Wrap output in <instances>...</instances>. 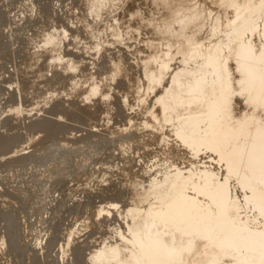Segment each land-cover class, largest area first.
<instances>
[{
  "label": "rangeland",
  "instance_id": "374dc122",
  "mask_svg": "<svg viewBox=\"0 0 264 264\" xmlns=\"http://www.w3.org/2000/svg\"><path fill=\"white\" fill-rule=\"evenodd\" d=\"M229 1L0 0V262L264 264V0Z\"/></svg>",
  "mask_w": 264,
  "mask_h": 264
},
{
  "label": "bare ground",
  "instance_id": "6f19581e",
  "mask_svg": "<svg viewBox=\"0 0 264 264\" xmlns=\"http://www.w3.org/2000/svg\"><path fill=\"white\" fill-rule=\"evenodd\" d=\"M30 1H31V0H30ZM32 1H33V0H32ZM97 1H98V0H97ZM100 1H101V0H100ZM109 1H110V0H109ZM155 1H157V0H155ZM228 1H229V0H228ZM246 1H247V0H246ZM83 2H84V1H83ZM127 2H128V1H127ZM143 2H144V1H143ZM101 3H102V2H101ZM104 3H105V2H104ZM120 3H121V2H120ZM196 3H197V2H196ZM196 3H195V4H196ZM229 3H230V1H229ZM13 4H14V2H13ZM29 4H30V3H29ZM141 4H142V3H141ZM150 4H151V3H150ZM159 4H160V2H159ZM167 4H168L167 7L170 6V2H169V1H168ZM9 5H10V4H9ZM121 5H122V3H121ZM121 5H120V6H121ZM5 6H6V5H5ZM68 6H70V4H69ZM88 6H89V5H88ZM120 6H119V7H120ZM145 6H146V5H145ZM165 6H166V5H165ZM225 6H226V4H225ZM228 6H229V5H228ZM154 7H155V6H154ZM194 7H195V6H194ZM226 7H227V6H226ZM11 8H13V7H11ZM120 8H121V7H120ZM125 8H126V7H125ZM161 8H163V7H161ZM122 9H123V7H122ZM133 9H134V8H133ZM147 9H148V8H147ZM168 9H169V7H168ZM168 9H167V10H168ZM241 9H242V8H241ZM241 9H240V10H241ZM2 10H3V8H2ZM130 10H131V9H130ZM150 10H151V9H150ZM159 10H162V9H159ZM164 10H165V7H164ZM7 11H8V10H7ZM141 11H142V10H141ZM147 11H148V10H147ZM157 11H158V10H157ZM12 12H13V11H12ZM12 12H11V13H12ZM125 12H126V11H125ZM135 12H136V11H135ZM145 12H146V11H145ZM149 12H150V11H149ZM149 12H148V13H149ZM4 13H5V12H4ZM6 13H7V12H6ZM63 13H64V12H63ZM65 13H66V12H65ZM129 13H130V12H129ZM161 13H162V12H161ZM161 13H160V14H161ZM165 13H166V12H165ZM131 14H133V13H131ZM157 14H158V13H156V15H157ZM160 14H159V15H160ZM166 14H167V13H166ZM149 15H150V14H149ZM156 15H154V17H155ZM162 15H165V14H162ZM162 15H161V18H162ZM150 16H151V15H150ZM152 16H153V14H152ZM154 17H150V19H151L152 21H155V18H154ZM164 17H165V16H164ZM10 18H11V17H10ZM147 18L149 19V17H147ZM158 18H159V17H158ZM158 18L156 17V19H158ZM161 18H160V19H161ZM11 19H12V18H11ZM163 19H165V18H162V20H163ZM238 19H239V17H238ZM143 20H146V19H143ZM151 20H150V21H151ZM239 20H240V19H239ZM5 21H6V20H5ZM5 21H4V22H5ZM61 21H62V20H61ZM148 21H149V20H146V22H148ZM156 21H157V20H156ZM1 22H3V21H1ZM140 22H141V21H140ZM143 22H144V21H143ZM146 22H145L144 24L147 26L149 22H148V23H146ZM163 22H164V21H163ZM8 23H9V22H8ZM152 23H154V22H152ZM6 24H7V23H6ZM62 24H63V23H62ZM149 24H150V23H149ZM154 24H155V23H154ZM156 24H157V23H156ZM129 25H130V24H129ZM145 25H144V26H145ZM158 25H160V24H158ZM158 25H157V28L161 27V25H160V26H158ZM192 26H194V25H192ZM233 26H234V25H233ZM150 27H151V25H150ZM228 27H229V26H228ZM192 28H193V27H190V30H189L188 32H190ZM159 29H160V28H159ZM159 29H157V30H159ZM1 30H2V29H1ZM128 30H129V29H128ZM136 30H138V29H136ZM157 30H156V32H157ZM161 30H162V29H161ZM183 30H184V29H183ZM192 30H193V29H192ZM151 31H153V29H152ZM167 31H168V30H167ZM148 32L150 33V30H149ZM148 32H147V33H148ZM153 32H155V28H154V31H153ZM153 32H152V33H153ZM161 32H162V31H161ZM168 32H169V31H168ZM183 32L185 33V32H186V29H185V31H183ZM159 33H160V31H159ZM159 33H155V34H159ZM189 34H190V33H189ZM189 34H188V36H189ZM153 35H154V33H153ZM159 35H160V34H159ZM170 35H171V34H170ZM185 35H186V34H185ZM134 37H135V36H134ZM134 37H133V38H134ZM209 38H211V37H209ZM205 39H206V38H205ZM211 39H213V38H211ZM211 39H210V41H211V43H212L213 40H211ZM202 40H204V39H202ZM204 41H205V40H204ZM208 41H209V39L207 40V42H205V44L208 43ZM127 43H128V42H127ZM203 43H204V42H203ZM205 44H204V45H205ZM1 45H2V44H1ZM206 45H207V44H206ZM208 45H210V42L208 43ZM180 50H181V49H180ZM219 50H220V49H219ZM178 52H179V51H178ZM84 60H85V59L83 58V61H84ZM210 60H211V59H210ZM168 63H170V62H168ZM75 66H77V65H75ZM63 67H66V66H63ZM67 68L69 69V67L67 66L66 68H64L63 71H65V70L67 71V70H68ZM71 68H72V67H70V70H71ZM168 68H169V67H168ZM78 69H80V68H78ZM85 69H86V67H83V68H81L80 70H81V71H84ZM171 69H172V68H171ZM61 70H62V69H61ZM80 70H78V71H76V72H80ZM119 70L122 71L121 69H119ZM71 71H72V70H71ZM74 71H75V70H74ZM74 71H73V72H74ZM156 71H157V70H156ZM68 72H69V71H68ZM68 72H66V74H68ZM73 72H72V73H73ZM76 72H75V74H76ZM160 72H161V71H160ZM171 72H172V71H171ZM55 73H57V74H61L62 72L60 73V72H58V71L55 70ZM70 73H71V72H70ZM72 73H71V76H72ZM121 73H122V72H121ZM159 74H160V73H159ZM159 74H158V75H159ZM161 74H163V73H161ZM183 74H184V73H183ZM69 75H70V74H69ZM168 76H169V75H168ZM38 78H41V77L38 76ZM47 78L49 79V77H47ZM47 78H46V79H47ZM124 78H125V77H124ZM124 78H121V80H119V81H122V83H120V85H123V84H124L123 82H126V81L124 80ZM122 79H123V80H122ZM125 79H126V78H125ZM30 81H31V80H30ZM45 81H47V80H45ZM137 81H138V80H137ZM137 81H135V82H137ZM126 83H127V82H126ZM137 83H139V82H137ZM141 83H142V82H141ZM168 83H169V82H168ZM93 85H94V84H93ZM133 85H134V84H133ZM136 85L138 86V84H136ZM122 87H123V86H122ZM122 87H120V88H122ZM125 87H126V86H125ZM133 87H134V86H133ZM142 87H143V86H142ZM120 88H119V89H120ZM169 88H170V87H169ZM137 90H139V88H138ZM20 91H21V90H20ZM20 91H19V92H20ZM167 91H168V90H167ZM134 92H135V91H134ZM169 92H170V90H169L167 93H169ZM132 93H133V92H132ZM19 94H21V93H19ZM24 95H25V94H24ZM127 95L129 96V94H126V96H127ZM131 95H132V94H131ZM133 95H134V94H133ZM165 95H167V94L165 93ZM86 96H87V95H86ZM121 96H122V95H121ZM126 96H123V97H125V99H127L128 97L126 98ZM163 97H165V96L163 95ZM163 97H162V98H163ZM167 97H168V96H167ZM90 98H91V97H90ZM129 98H130V96H129ZM129 98H128V99H129ZM134 98H135V95H134ZM86 99H87V98H86ZM103 99H106V98H104V96H103ZM122 99L125 100L124 98H122ZM122 99H121V102H122ZM128 99H127V100H128ZM131 99H132V98H131ZM135 99H136V98H135ZM138 99H139V98H137V101L141 102L140 99H139V100H138ZM166 99H167V98L165 97L164 100L166 101ZM90 100H91V99H90ZM90 100H89V101H90ZM133 100H134V99H133ZM162 100H163V99H161V101H162ZM195 100H196V99H195ZM104 101H105V100H104ZM106 101H107V100H106ZM131 101H132V100H131ZM134 101H135V100H134ZM173 101H174V100H173ZM84 102H85V101H84ZM90 102H92V101H90ZM139 102H138V103H139ZM87 103H88V102H87ZM135 103H137V102H135ZM162 103H163V101H162ZM108 104H109V103H108ZM128 104H130V102H129ZM128 104L126 103L127 106H128ZM163 104H165V105H163ZM163 104H162L163 107H162V106H161V107L164 108V106H165V108H166L167 102H164ZM187 104H188V103H187ZM189 104H190V103H189ZM110 105H111V104H110ZM110 105H109V106H110ZM120 105H121V104H120ZM123 105H124V103L122 104V106H123ZM137 105H138V104H137ZM92 106H93V105H92ZM127 106H126V107H127ZM176 106H177V105H176ZM94 107H95V106H94ZM126 107H122V110H123V108H126ZM128 107H129V106H128ZM128 107H127V108H128ZM110 108H111V107H110ZM165 108H164V109H165ZM60 109H62V108H60ZM76 109L78 110V108H76ZM76 109H75V111H76ZM90 109H91V108H90ZM106 109H107V108H106ZM112 109H113V108H112ZM164 109H163V112H164ZM166 109H167V108H166ZM113 110H114V109H113ZM59 111H60V110H59ZM91 111H92V110H91ZM165 111H166V110H165ZM66 112H67V111H66ZM69 112H70V111L68 110V113H69ZM110 112H111V110H110ZM130 112H131V111H130ZM38 113H39V112H38ZM68 113H67V115H68ZM72 113H73V111H72ZM74 113H76V112H74ZM74 113H73V114H74ZM77 113H78V112H77ZM134 113H135V112H134ZM105 114H107V113H105ZM109 114H110V113H109ZM125 114H126V113H125ZM128 114H129V113H128ZM58 115H59V113H58ZM67 115H66V116H67ZM75 115H76V114H75ZM40 116H41V115H40ZM46 116H47V115H46ZM59 116H60V115H59ZM61 116H62V114H61ZM61 116H60V117H61ZM108 116H109V115H108ZM62 117H63V116H62ZM74 117H75V116H74ZM76 117H77V116H76ZM109 117H111V116H109ZM44 118H45V117H44ZM113 118H114V116H113ZM121 118H122V117H121ZM55 119H57V118H55ZM55 119H54V120H55ZM61 119H62V118H61ZM63 119H65V118H63ZM67 119H68V118H67ZM77 119H78V118H77ZM115 119H116V118H115ZM52 120H53V119H52ZM69 120H72V118L69 119ZM92 120H93V119H92ZM116 120H118V119H116ZM63 121H64V120H63ZM66 121H67V120H66ZM73 121H75L74 118H73ZM73 121H72V122H73ZM119 121H120V120H119ZM49 122H50V121H49ZM51 122H52V121H51ZM87 122H88V121H87ZM107 122H108L109 124L112 123V121H110V120L107 121ZM107 122H106V123H107ZM113 122H114V121H113ZM59 123H60V122H59ZM55 124H56V123H55ZM55 124H54V125H55ZM61 124H62V123H61ZM114 124H115V122H114ZM57 125H58V124H57ZM71 125H72V124H71ZM100 125H101V124H100ZM105 125H106V124H105ZM115 125H116V124H115ZM118 125H119V124H118ZM138 125H139V124H138ZM50 126H51V125H50ZM73 126H74V125H73ZM147 126H148V125H147ZM38 127H39V126H38ZM57 127H58V126H57ZM71 127H72V126H71ZM94 127H95V126H94ZM114 127H115V126H114ZM121 127H122V126H121ZM127 127H128V126H127ZM53 128H54V127H53ZM69 128H70V127H69ZM101 128H102V127H101ZM101 128H100V129H101ZM133 128H134V127H133ZM47 129H49V128H47ZM47 129H46V130H47ZM56 129H57V128H56ZM61 129H62V128H61ZM61 129H60V130H61ZM72 129H73V127H72ZM130 129H131V128H130ZM130 129H129V130H130ZM38 130H39V128H38ZM43 130H44V129L42 128V132L40 131V133H44ZM46 130H45V131H46ZM50 130L52 131V128H50ZM84 130H85V129H84ZM97 130H98V129H97ZM119 130H120V129H119ZM51 131H46V132H49L50 135L52 136ZM57 131H58V130H56L55 132H57ZM66 131H67V130H66ZM72 131H73V130H72ZM72 131H71V132H72ZM74 131H75V130H74ZM74 131H73V132H74ZM133 131H135V130H133ZM148 131H150V130H148ZM31 132L34 133V131H31ZM37 132H38V131H36V134H37ZM55 132L53 131V134H54ZM63 132H64V131H63ZM85 132H86V131H85ZM85 132L83 133V131H82L83 134H85ZM96 132H97V131H96ZM107 132H108V131H107ZM121 132H123V131H121ZM20 133H21V132H20ZM65 133H66V132H65ZM98 133H102V132L100 131V132H98ZM98 133H96V134H98ZM123 133H125V132H123ZM36 134H35V135H36ZM45 134H47V133H45ZM45 134H44V135H45ZM57 134H58V133H57ZM96 134H95V135H96ZM120 134H121V133H120ZM130 134H131V133H130ZM44 135H42V137H43ZM79 135H80V134H79ZM86 135H88L87 132H86ZM86 135H85V136H86ZM91 135H92V133H91L89 136H91ZM99 135H100V134H99ZM99 135H98V136H99ZM102 135H103V134H101L100 136L102 137ZM104 135H105V134H104ZM104 135H103V137H104ZM111 135H112V134H111ZM111 135H110V136H111ZM122 135H123V134H122ZM126 135H127V133H126ZM128 135H129V134H128ZM134 135H136V134H134ZM139 135H140V134H139ZM33 136H34V134H33ZM45 136H46V135H45ZM47 136L49 137V135H47ZM85 136H84V137H85ZM98 136H97V137H98ZM130 136H131V135H130ZM27 137H28V136H27ZM31 137H32V136H31ZM40 137H41V136H40ZM53 137H55V136H53ZM77 137H78V136H77ZM82 137H83V135H82ZM91 137H92V136H91ZM94 137H95V136H94ZM106 137H107V136H106ZM134 137H135V136H134ZM35 138H36V137H35ZM80 138H81V137H80ZM87 138H88V137H87ZM89 138H90V137H89ZM99 138H100V137H98L97 139H99ZM110 138H111V137H110ZM121 138H122V137H121ZM125 138H126V137H125ZM151 138H152V137H151ZM28 139H29V138H28ZM37 139H38V138H37ZM49 139H50V137H49ZM57 139H58V138H57ZM57 139H56V137H55V140H57ZM70 139H71V138H70ZM84 139H86V138H84ZM84 139H82V140H84ZM95 139H96V137H95ZM95 139H94V140H95ZM104 139H105V138H104ZM136 139H138V138H135L134 140H136ZM10 140H11V139H10ZM40 140H41V138H40ZM44 140H45V138H44ZM52 140H54V139H52ZM75 140H76V139H75ZM80 140H81V139H80ZM90 140H91V138H90ZM92 140H93V137H92ZM92 140H91V141H92ZM94 140H93V141H94ZM101 140H102V139H101ZM106 140H107V139H106ZM108 140H109V139H108ZM129 140H130V139H129ZM60 141H61V140H60ZM72 141L74 142V140H72ZM86 141H88V140L86 139ZM95 141H96V140H95ZM99 141H100V140H99ZM116 141H117V140H116ZM142 141H143V140H142ZM182 141H183V140H182ZM27 142H28V141H27ZM29 142H30V141H29ZM40 142H41V141H40ZM50 142H51V141H50ZM58 142H59V141H58ZM77 142H78V141H76L75 143H73L74 146H76V147H78V146L76 145ZM119 142H120V141H119ZM128 142H129V141H128ZM54 143H55V141H54ZM59 143L61 144V142H59ZM78 143H79V142H78ZM78 143H77V144H78ZM80 143H81V142H80ZM95 143H96V142H95ZM130 143H131V142H130ZM71 144H72V142H71ZM122 144L124 145L125 142L122 143ZM131 144H132V143H131ZM3 145H4V144H3ZM52 145H53V144H52ZM64 145H65V144H64ZM67 145H68V144H67ZM78 145L81 146V144H78ZM82 145H83V144H82ZM84 145H85V144H84ZM100 145H101V144H100ZM105 145H106V144H105ZM120 145H121V144H120ZM123 145H122V149H123ZM129 145H130V144H129ZM129 145L126 144V146H128V147H129ZM193 145H194V144H193ZM1 146H2V145H1ZM65 146H66V145H65ZM68 146L71 147V145H68ZM80 146H79L78 148H80ZM92 146H93V145H92ZM92 146H91V147H92ZM102 146H103V145H102ZM116 146H117V145H116ZM118 146H119V145H118ZM136 146H137V145H136ZM136 146H135V147H136ZM42 147H43V146H42ZM76 147H73V148H76ZM108 147H109V145H108ZM108 147H106V149H108ZM114 147H115V145H114ZM119 147H120V146H119ZM124 147H125V145H124ZM16 148H17V147H16ZM71 148H72V147H71ZM84 148H85V147H84ZM102 148H103V147H102ZM130 148H131V147H130ZM133 148H134V147H133ZM14 149H15V147H14ZM86 149H87V148H86ZM91 149H92V148H91ZM104 149H105V146H104ZM111 149H112V148H111ZM115 149H116V147H115ZM124 149H125V148H124ZM136 149H138V147H137ZM26 150H27V149H26ZM82 150H83V148H82ZM82 150H81V152H84V151H82ZM92 150H94V152L96 151L95 149H92ZM119 150H120V149H119ZM125 150H126V149H125ZM125 150H124V151H125ZM133 150H134V149H133ZM1 151H2V150H1ZM75 151H77V150L75 149ZM79 151H80V150H79ZM89 151H90V150H89ZM106 151H108V150H105L104 152L106 153ZM115 151H116V150H115ZM121 151H122V150H121ZM124 151H123V152H124ZM129 151H130V150L128 149L127 152H129ZM55 152H56V151H55ZM67 152H68V151H67ZM81 152H78V153L80 154ZM85 152H86V151H85ZM91 152H92V151H91ZM94 152H93V154H94ZM119 152H120V151H119ZM123 152H122V154H123ZM20 153H21V152H20ZM74 153H75V152H74ZM74 153H73V154H74ZM78 153L76 152V153L74 154L75 157H76V156H82L81 154L78 155ZM113 153H114V152H113ZM130 153H131V152H130ZM132 153H133V152H132ZM33 154H34V153H33ZM50 154H51V153H50ZM68 154H69V152H68ZM70 154H71V152H70ZM88 154H89V153H88ZM97 154H98V153H96V155H97ZM103 154H104V153H103ZM111 154H112V153H111ZM115 154H116V153H115ZM120 154H121V153H120ZM127 154H129V153H127ZM71 155H72V154H71ZM74 155H73V157H74ZM96 155H94V157H95ZM100 155H101V154H100ZM100 155H99V156H100ZM107 155H109V153H108ZM116 155H118V154H116ZM125 155H126V152L124 153V156H125ZM30 156H31V155H30ZM110 156H111V155H110ZM110 156H109V159H110V161H111V158L113 157V155H112L111 158H110ZM114 156H115V155H114ZM126 156H128V155H126ZM126 156H125V157H126ZM0 157H1V156H0ZM69 157H71L70 159L73 158L72 156H69ZM85 157L88 158L89 156L87 157V154H86ZM91 157H92V155H91ZM94 157H93V158H94ZM65 158H66V157H65ZM76 158H77V157H76ZM82 158H83V157H81V159H82ZM100 158H101V157H100ZM107 158H108V156H107ZM32 159H33V158H32ZM35 159H36V158H35ZM59 159H60V158H59ZM70 159H69V160H70ZM103 159H104V157H103ZM103 159H102V160H103ZM125 159H126V158H125ZM136 159H137V158H136ZM28 160H29V159H28ZM63 160H64V159H63ZM69 160H68V161H69ZM87 160H88V159H87ZM89 160H90V157H89ZM97 160H98V157H97ZM107 160H108V159H107ZM118 160H119V159H118ZM129 160H130V159H129ZM25 161H26V160H25ZM25 161H23V162H21V163L23 164ZM30 161H31V160H30ZM68 161H67V162H68ZM76 161H78V160H76ZM79 161H80V160H79ZM94 161H95V158H94ZM103 161H104V160H103ZM103 161H102V163H103ZM110 161H108V162H110ZM27 162H28V161H27ZM27 162H25L26 165L30 163V162H28V163H27ZM37 162H38V161H37ZM70 162H71V160H70ZM73 162H74V161H73V159H72V163H73ZM82 162H88V161H85V160H84V161H82ZM100 162H101V161H100ZM106 162H107V161L105 160L104 163H106ZM124 162H125V161H124ZM128 162H129V161H128ZM16 163H17V162H16ZM25 163H24V164H25ZM57 163H58V162H57ZM76 163H78V162H76ZM80 163H81V162H80ZM102 163H101V164H102ZM104 163H103V164H104ZM22 164H21V165H22ZM30 164H31V163H30ZM32 164H33V162H32ZM52 164H53V163H52ZM82 164H83V163H82ZM101 164H100V165H101ZM26 165H25V166H26ZM33 165H34V164H33ZM42 165H43V164H42ZM54 165H56V164L54 163ZM68 165H70V164L68 163ZM68 165L66 166V164L64 163V168H65V166L68 167ZM71 165H72V164H71ZM79 165H80V164H79ZM98 165H99V164H98ZM6 166L8 167V165H6ZM18 166H19V163H18ZM25 166H23V167H25ZM29 166H30V165H29ZM35 166H37V165L35 164ZM35 166H34V167H35ZM76 166L78 167V164H76ZM80 166H81V165H80ZM80 166H79V167H80ZM121 166H122V165H121ZM151 166H152V165H151ZM10 167H15V165H14V166H13V165H12V166L10 165ZM10 167H9V168H10ZM19 167H20V166H19ZM23 167H21V168H23ZM27 167H28V166H27ZM34 167H33V168H34ZM47 167H48V166H47ZM51 167H56V166L51 165ZM51 167H50V168H51ZM57 167H58V165H57ZM73 167H74V166H73ZM79 167H78V168H79ZM21 168H20V169H21ZM40 168H42L41 165H40ZM43 168H44V167H43ZM43 168H42V169H43ZM64 168H63V169H64ZM80 168H81V167H80ZM100 168H101V167H100ZM2 169H3V168H2ZM14 169H16V168H14ZM14 169H13V171H14ZM27 169H28V168H26V171H27ZM42 169H41V172H42ZM51 169H53V168H51ZM58 169L60 170V167H58ZM61 169H62V168H61ZM65 169L68 170L67 168H65ZM110 169H112V168H110ZM166 169H167V168H166ZM4 170H5V169H4ZM11 170H12V168L10 169V171H11ZM23 170H25V169H23ZM29 170H30V169H29ZM29 170H28V171H29ZM37 170L40 171V169H37V168H36V171H37ZM53 170H54V169H53ZM56 170H57V169H56ZM99 170H100V169H99ZM5 171H6V170H5ZM30 171H31V170H30ZM33 171H34V170H33ZM36 171L33 172V174H35ZM49 171H50V169H49ZM54 171H55V170H54ZM96 171H97V170H96ZM8 172H9V171H8ZM41 172H39V173H40L42 176H43V174H44L45 176H43V177L45 178V177H46V174H45V173L42 174ZM52 172H53V171H52ZM56 172H57V171H55V173H56ZM62 172H63V171H62ZM67 172H68V171H67ZM67 172H66V173H67ZM106 172H107V171H106ZM4 173H5V172H4ZM46 173H48V172H46ZM53 173H54V172H53ZM58 173H59V172H58ZM58 173H57V174H58ZM0 174H2V173H0ZM8 174H9V173H8ZM36 174H38V171H37ZM40 174H39V176L37 175L39 178L42 177V176H40ZM57 174H56V175H57ZM59 174H60V173H59ZM61 174H62V173H61ZM68 174H69V173H68ZM71 174H72V173H71ZM90 174H91V173H90ZM93 174H94V172L92 173V175H93ZM4 175H6V174H4ZM4 175H3V176H4ZM28 175H29V174H28ZM50 175H51V173H50ZM50 175H49V176H50ZM96 175H97V174H96ZM130 175H131V174H130ZM130 175H129V176H130ZM0 176H2V175H0ZM6 176H7V175H6ZM22 176H23V175H21V177H22ZM32 176H33V175H32ZM32 176H31V177H32ZM47 176H48V175H47ZM51 176H52V175H51ZM58 176H59V175H58ZM64 176H66V175H64ZM106 176H107V175H106ZM123 176H124V175H123ZM11 177H12V176H11ZM13 177H15V176H13ZM60 177H62V175H61ZM94 177L96 178V176H94ZM113 177H115V176H113ZM113 177H112V178H113ZM3 178L8 179L9 176H7V177H3ZM15 178H16V177H15ZM18 178L21 179L20 177H18ZM36 178H37V177H36ZM36 178H35V179H36ZM50 178H51V177H50ZM103 178H104V177H103ZM0 179L2 180V177H1ZM48 179H49V178H46L45 181H47ZM108 179H109V178H108ZM116 179H117V178H116ZM36 180H37V179H36ZM41 180H42V179H41ZM51 180H52V179H51ZM94 180H95V179H94ZM97 180H98V179H97ZM101 180H102V179H101ZM106 180H107V179H106ZM110 180H111V179H110ZM2 181H3V180H2ZM16 181H17V180H16ZM16 181H15V182H16ZM49 181H50V180H49ZM114 181H115V180H114ZM3 182H4V181H3ZM40 182H41V181H40ZM42 182H43L44 185L47 183V182L44 183L43 180H42ZM34 183H35V182H34ZM54 183H55V182H54ZM70 184H71V183H70ZM14 185H15V183H14ZM107 186H108V184H107ZM56 187H57V186H56ZM42 188H43V187H42ZM0 189H1V188H0ZM27 189H28V188H27ZM56 189H57V188H56ZM95 189H96V188H95ZM95 189H94V190H95ZM111 189H112V188H111ZM86 190L88 191L87 188H86ZM108 190H109V189H108ZM40 191H41V190H40ZM53 191H54V190H53ZM87 191H86V192H87ZM26 192L28 193V191H26ZM29 192H30V191H29ZM50 192H51V191H50ZM89 192H90V191H89ZM91 192H92V191H91ZM94 192H95V191H94ZM94 192H93V193H94ZM100 192H101V191H100ZM23 193H24V191H23ZM39 193H40V192H39ZM77 193H78V191H77ZM84 193H85V192H84ZM62 194H63V193H62ZM86 194H87V193H86ZM89 194H90V193H89ZM23 195H24V194H23ZM25 195H26V194H25ZM27 196H29V195H27ZM90 196H92V195H90ZM103 196H104V195H103ZM24 197H25V196H24ZM42 197H43V196H42ZM87 197H88V196H87ZM93 197H94V196H93ZM26 198H28V197H26ZM48 198H50V196H49ZM77 198H79V197H77ZM91 198H92V197H91ZM58 199H59V198H58ZM84 199H86V198H84ZM94 199H95V198H94ZM122 199H123V198H122ZM36 200H37V199H36ZM75 200H76V199H75ZM82 200H83V199H82ZM90 200H91V199H90ZM99 200H100V199H99ZM99 200H98V201H99ZM119 200H120V199H119ZM86 201H87V200H86ZM86 201H85V202H86ZM123 201H124V200H123ZM88 202H89V201H88ZM90 202H91V201H90ZM92 202H93V201H92ZM108 202H109V201H108ZM111 202H112V201H111ZM113 202H114V201H113ZM115 202H116V201H115ZM42 204H43V203H42ZM52 205H53V204H52ZM85 205H86V204H85ZM85 205H84V207H85ZM61 206H62V205H61ZM86 206H87V205H86ZM64 207H65V206H64ZM79 207H80V206H79ZM82 207H83V206H82ZM87 207H88V206H87ZM71 208H72V207H70V209H71ZM146 208H147V207H146ZM17 209H18V208H17ZM58 209H59V208H58ZM112 209H113V208H112ZM64 210H65V209H64ZM146 210H147V209H146ZM19 211H20V210H19ZM54 211H55V208H54ZM83 211H84V210H83ZM94 211H95V210H94ZM57 212H58V211H57ZM65 212H67V211L65 210ZM73 212H74V211H73ZM95 212H96V211H95ZM53 213H54V212H53ZM78 213H79V210H78ZM78 213H77V214H78ZM88 213H89V212H88ZM88 213H87V214H88ZM204 213H205V212H204ZM10 214H11V212H10ZM61 214H62V213H61ZM63 214H64V213H63ZM70 214H71V213H70ZM79 214H80V213H79ZM90 214H91V213H90ZM118 214H119V212H118ZM50 215H51V214H50ZM120 215H121V214H120ZM156 215H157V214H156ZM17 216H18V215H17ZM52 216H53V215H52ZM55 216H56V215H55ZM66 216H67V215H66ZM71 216H72V215H71ZM71 216H70V217H71ZM100 216H101V215H100ZM113 216H114V215H113ZM62 217H63V216H62ZM67 217H68V216H67ZM85 217H86V216H85ZM154 217H155V216H154ZM5 218H6V217H5ZM37 218H38V217H37ZM55 218H57V217H55ZM118 218H119V217H118ZM135 218H136V217H135ZM177 218H178V217H177ZM8 219H9V218H8ZM8 219H7V220H8ZM13 219H14V218H13ZM13 219H11V220H13ZM30 219H31V218H30ZM32 219H33V218H32ZM9 220H10V219H9ZM14 220H15V219H14ZM53 220H54V219H53ZM53 220H52V221H53ZM111 220H112V219H111ZM136 220H137V219H136ZM0 221H1V220H0ZM5 221H6V220H5ZM28 221H29V220H28ZM115 221H116V219H115ZM6 222H7V221H6ZM11 222H13V221H11ZM29 222H30V221H29ZM34 222H35V221H34ZM118 222H119V221H118ZM9 223H10V222H9ZM52 223H53V222H52ZM55 223H56V222H55ZM55 223H54V224H55ZM68 223H69V222H68ZM76 223H77V222H76ZM10 224H11V223H10ZM18 224H19V223H18ZM49 224H50V223H49ZM90 224H91V223H90ZM110 224H111V223H110ZM115 224H116V223H115ZM217 224H218V223H217ZM52 225H53V224H52ZM52 225H51V226H52ZM78 225H79V224H78ZM113 225H114V224H113ZM140 225H141V224H140ZM10 226H11V225H10ZM48 226H49V225H48ZM116 226H117V224H116ZM116 226H115V227H116ZM13 227H14V226H13ZM17 227H18V226H17ZM55 227H56V226H55ZM77 227H78V226H77ZM85 227H86V225H85ZM8 228H9V227H8ZM19 228H21V227L19 226ZM19 228H18V231H19V232L16 230V231H17V234L20 233ZM83 228H84V227H83ZM120 228H122V227H120ZM138 228H139V227H138ZM22 229H23V228H21V232H23ZM37 229H38V228H37ZM50 229H51V228H50ZM91 229H92V228H91ZM118 229H119V228H118ZM140 229H141V228H140ZM29 230H30V229H29ZM116 230H117V229H116ZM5 231H7V230H5ZM41 231H43V230H41ZM54 231H55V230H54ZM76 231H77V230H76ZM84 231H85V229H84ZM92 231H93V230H92ZM117 231H118V230H117ZM46 232H47V231H46ZM80 232H82V231H80ZM118 232H119V231H118ZM121 232H122V231H121ZM10 233H11V232H10ZM12 233H13V232H12ZM14 233H15V232H14ZM87 233H88V232L85 231V233L82 232V234L80 233V235H82V236H83V234L88 235ZM90 233H91V232H90ZM130 233H131V232H130ZM138 233H139V232H138ZM118 234H119V233H118ZM127 234H128V233H127ZM2 235H3V234H2ZM10 235H11V234H10ZM38 235H39V234H38ZM124 235H125V234H124ZM17 236H18V235H17ZM44 236H46V235H44ZM112 236H113V235H112ZM127 236H128V235H127ZM35 237H36V236H35ZM70 237H71V236H70ZM79 237H80V236H79ZM3 238H4V237H3ZM11 238H12V237H11ZM16 238H17V237H16ZM82 238H84V236L81 237V239H82ZM85 238H86V237H85ZM108 238H109V237H108ZM116 238H117V237H116ZM119 238H120V237H119ZM125 238H126V237H125ZM125 238H123V239H125ZM17 239H18V238H17ZM42 239H43V238H42ZM45 239H46V238H45ZM78 239H79V238H78ZM78 239H76V241H79ZM0 240H1V239H0ZM7 240H9V239H7ZM14 240H15V239H14ZM32 240H33V239H32ZM3 241H5V240H3ZM9 241H10V240H9ZM17 241H18V240H17ZM33 241H35V240H33ZM71 241H72V240H71ZM80 241H81V240H80ZM82 241H83V240H82ZM114 241H115V240H114ZM118 241H119V240H118ZM22 242H23V241H22ZM69 242H70V241H69ZM124 242H125V240H124ZM127 242H128V241H127ZM5 243H6V242H5ZM9 243H10V242H9ZM26 243H27V242H26ZM36 243H37V242H36ZM78 243H79V242H78ZM78 243H77V244H78ZM84 243H85V242H84ZM111 243H112V242H111ZM120 243H121V242H120ZM30 244H31V243H30ZM74 244H75V243H74ZM126 244H127V243H126ZM128 244H129V243H128ZM12 245H13V244H12ZM12 245H11V246H12ZM37 245H38V244H37ZM78 245H79V244H78ZM32 246H33V245H32ZM34 246H36V245H34ZM61 246H62V245H61ZM73 246H75V245H73ZM111 246H112V245H111ZM7 247H8V246H7ZM23 247H24V246H23ZM62 247H63V246H62ZM66 247H67V246H66ZM120 247H121V245H120ZM20 248H22V247H20ZM58 248H60V246H59ZM73 248H74V247H73ZM103 248H104V247H103ZM111 248H112V247H111ZM9 249H10V248H9ZM14 249H15V248H14ZM60 249H61V248H60ZM23 250H24V249H23ZM117 250H118V249H117ZM13 251H14V250H13ZM17 251H18V250H17ZM61 251H62V250H61ZM77 251H78V250H77ZM99 251H100V250H99ZM107 251H108V250H107ZM7 253H8V252H7ZM14 253H15V252H14ZM124 253H125V252H124ZM15 254H16V253H15ZM72 254H73V253H71V255H72ZM119 254H120V253H119ZM121 254H122V253H121ZM18 255H19V254H18ZM21 255H22V254H21ZM63 255H64V254H63ZM73 255H74V254H73ZM0 256H1V255H0ZM5 256H6V255H5ZM19 257H20V256H19ZM71 257H72V256H71ZM100 257H101V256H100ZM104 257H105V256H104ZM101 258H102V257H101ZM112 258H113V257H112ZM10 259H11V258H10ZM71 259H72V258H71ZM108 260H109V259H108ZM120 260H122V259H120ZM5 261H6V260H5ZM36 261H37V260H36ZM72 261H73V260H72ZM7 262H8V261H7ZM0 263L3 264L2 262H0ZM28 263H29V262H28ZM28 263H27V264H28ZM35 263L37 264L38 261L35 262ZM35 263H34V264H35ZM82 263H83V262H82ZM29 264H31V263H29ZM32 264H33V263H32ZM38 264H39V263H38ZM51 264H52V263H51ZM73 264H77V263L73 262ZM112 264H113V263H112ZM116 264H117V263H116Z\"/></svg>",
  "mask_w": 264,
  "mask_h": 264
}]
</instances>
